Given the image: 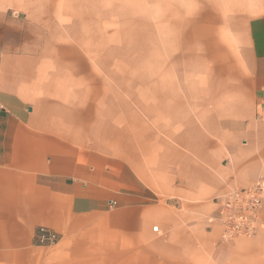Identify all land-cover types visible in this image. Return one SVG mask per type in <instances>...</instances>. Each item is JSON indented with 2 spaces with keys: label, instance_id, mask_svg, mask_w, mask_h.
I'll list each match as a JSON object with an SVG mask.
<instances>
[{
  "label": "crops",
  "instance_id": "1",
  "mask_svg": "<svg viewBox=\"0 0 264 264\" xmlns=\"http://www.w3.org/2000/svg\"><path fill=\"white\" fill-rule=\"evenodd\" d=\"M113 8L0 0V264H264V224L220 219L264 179V0H187L152 77L115 63Z\"/></svg>",
  "mask_w": 264,
  "mask_h": 264
},
{
  "label": "rangeland",
  "instance_id": "2",
  "mask_svg": "<svg viewBox=\"0 0 264 264\" xmlns=\"http://www.w3.org/2000/svg\"><path fill=\"white\" fill-rule=\"evenodd\" d=\"M108 1H112L114 4L113 16H111V13L108 15L109 18L112 17L113 21L108 20L109 22L105 28H108L107 31L112 40L108 43H112L115 63L145 65L146 75L152 77L153 66L157 59L154 55V49L155 46H158V48L160 46V40L155 41V29L162 23L163 33L167 29V33L163 34V37H166L169 34V21L166 19L169 18L170 14L174 18L185 16L187 0H176L181 8L171 4V2H176L175 0ZM102 11L106 12V10ZM103 17H105V14ZM102 27L104 29V26H99V30ZM97 43L100 49L105 48L106 43L104 40H99ZM161 45L163 49L173 48L175 50L177 43L175 40H170L168 35L167 38L162 39ZM175 58L169 55L163 56L162 64L174 63Z\"/></svg>",
  "mask_w": 264,
  "mask_h": 264
},
{
  "label": "built area",
  "instance_id": "3",
  "mask_svg": "<svg viewBox=\"0 0 264 264\" xmlns=\"http://www.w3.org/2000/svg\"><path fill=\"white\" fill-rule=\"evenodd\" d=\"M264 202V179L254 186L238 190L231 196L224 198L221 203V222L225 227L229 239L253 236L263 226L261 216ZM59 234L40 227L36 235L39 246H53L59 241Z\"/></svg>",
  "mask_w": 264,
  "mask_h": 264
}]
</instances>
